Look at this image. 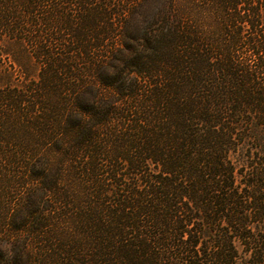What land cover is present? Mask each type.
<instances>
[{"label":"trees","instance_id":"16d2710c","mask_svg":"<svg viewBox=\"0 0 264 264\" xmlns=\"http://www.w3.org/2000/svg\"><path fill=\"white\" fill-rule=\"evenodd\" d=\"M210 2L205 39L156 0H0V264H264V0Z\"/></svg>","mask_w":264,"mask_h":264},{"label":"clouds","instance_id":"9594fccd","mask_svg":"<svg viewBox=\"0 0 264 264\" xmlns=\"http://www.w3.org/2000/svg\"><path fill=\"white\" fill-rule=\"evenodd\" d=\"M175 11L184 18L202 38H211L217 28V13L214 5L204 0H156V6L152 11L153 19L167 15L169 11ZM133 31L143 34L144 29L138 24ZM6 257H14L12 244L5 242L0 247Z\"/></svg>","mask_w":264,"mask_h":264}]
</instances>
